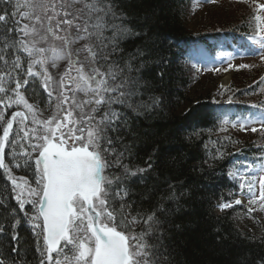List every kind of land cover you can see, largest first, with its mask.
I'll return each instance as SVG.
<instances>
[{
	"label": "trees",
	"instance_id": "1",
	"mask_svg": "<svg viewBox=\"0 0 264 264\" xmlns=\"http://www.w3.org/2000/svg\"><path fill=\"white\" fill-rule=\"evenodd\" d=\"M91 2L84 0V3ZM97 3L101 7L113 5L118 17L114 23L130 29L119 40V47L110 59L122 67L130 62L131 75L138 80L139 87L137 95L131 98L132 108L113 106L122 114V125L121 131L109 135L116 152H124V164L147 169L127 182L126 203L132 205L133 216L138 212H155L160 220L159 230L148 242L162 244L160 251L166 257L165 264H264L261 202L250 204L248 201L216 211L217 205L234 200L239 194L251 199L247 189H240V179L228 173L234 160L263 161L264 141L260 142L247 130L233 129L216 115L214 108L234 106L229 110L245 116L251 112L247 110L249 101L260 100L263 101L260 105H264V94L257 90L264 87L261 73L264 67L249 72L246 67H239L261 58L230 67L233 72L229 95L218 103L212 101V95L222 73L196 69L187 61L188 56L207 57L203 53L218 51L214 43L216 39L222 42V35L240 33L254 39L258 31L264 35L260 7L264 0H97ZM83 7L81 3L79 9ZM14 9V0H0V14L8 15L6 23L0 22V54L8 62L5 66L0 61V73H8L16 58L17 51L4 47L6 42L12 43L18 38L15 31H8L17 27L12 16ZM86 12L87 9L81 15ZM103 35L110 37L111 29ZM210 37L214 38L209 40ZM22 89L29 101L43 111L52 108L53 101L49 104L38 78ZM7 97L12 99L15 93L12 90L0 93V98L10 103ZM141 103L148 107L136 108ZM17 108V105L0 106V112L4 113L0 135ZM29 123H25L27 128L32 126ZM21 127L24 125L19 120L13 123L10 139L17 143L5 145L6 164L13 175L25 177L36 187L34 159L37 154L32 153L30 166L25 163L27 156L19 157L24 148L31 152L29 140H22ZM218 150L224 153L222 159L215 158ZM110 159L114 161L115 156ZM17 163L20 167H16ZM121 171L113 166L106 169L105 175H118ZM13 189L7 174L0 169V262L40 264L42 257L38 249H44L43 236L35 233L42 229L34 232L32 225L41 224V219L30 220L38 214L37 206L28 203L21 210ZM249 208L255 210L249 212ZM143 230L142 224L133 229L136 233ZM14 235L18 240L12 238Z\"/></svg>",
	"mask_w": 264,
	"mask_h": 264
},
{
	"label": "snow or ice",
	"instance_id": "2",
	"mask_svg": "<svg viewBox=\"0 0 264 264\" xmlns=\"http://www.w3.org/2000/svg\"><path fill=\"white\" fill-rule=\"evenodd\" d=\"M74 3H83L84 7L75 9L73 14L67 9ZM24 6L29 10L19 12L20 19L14 21L17 27L8 30L10 33L15 31L18 38L12 43L6 42L4 47L26 53L27 72L22 82L19 76L16 78L12 89L16 99L7 97L10 103H5V99L0 98V106L10 108L13 104H23L31 114L34 127L27 128L25 122L29 115L25 112L12 113V119L3 126V134L0 135V169L7 174L13 190L20 189L16 199L21 210L26 203L33 207L38 204V214L30 220L42 218L43 221L42 225H32L34 232L37 228L42 229L35 233L43 236L44 249H38L42 257L40 264H165L166 257L160 251L162 244L148 242V238L155 236L161 226L156 213L138 212L133 216L130 211L132 205L126 203L129 194L127 182L147 169L124 164V152H116L112 147L113 138L109 135L110 132L121 131L122 125V114L113 106L132 108L130 101L137 95L139 87L138 80L131 75L130 62L122 67L110 59L119 47V40L130 29L114 23L118 17L113 5L101 7L97 0L91 3H84V0H71V3L69 0H59V3L55 0H28ZM260 7L264 8V5ZM58 8L64 11L61 13ZM36 9H42L44 15L37 14ZM49 9L53 12L51 16L47 15ZM85 9L86 14L81 15ZM16 15V12L12 13L13 17ZM60 16L64 18L58 19ZM69 16L71 19L67 18ZM25 19L29 23H21ZM7 20V14H0V22L6 23ZM107 29L112 31L110 37L103 35ZM256 38L264 44V35L259 31ZM50 41H60L61 44L58 47ZM80 41H84L81 47L71 48L72 44ZM60 60H67L68 66L57 80L49 73L48 65L56 67ZM0 61L8 65L2 54ZM20 61L17 55L12 69L8 73H0V93H7L3 83L6 77H11L12 70L23 71ZM36 66H39V71L35 70ZM33 78H41L49 104L53 99L56 102L55 111L46 120L37 118L34 106L20 92ZM80 94L84 99H80ZM155 103L157 101L154 100L153 105ZM147 107L142 103L136 105V108ZM17 118L24 125L19 129L24 134L22 140L34 141L28 145L31 152L24 148L19 157L27 156L25 163L30 166L32 153H38L34 159L36 187L23 178L18 181L4 162L5 145L17 143L10 139L13 122ZM3 119L4 113L0 112V120ZM261 124L264 128V117ZM232 126L246 130L247 122L238 119L232 122ZM251 130L257 131L256 128ZM112 156H115L114 161L110 159ZM223 156L224 153L218 150L215 158L222 159ZM113 166L122 170L120 174L105 175L106 169ZM16 167L20 164L17 163ZM233 168L235 171L230 170L228 175L234 179L239 177L240 189L247 188L251 197L249 203L261 201L260 210L264 211V175L259 176V196L254 192V179H249L253 173L264 171V163L237 160ZM117 203L119 207H116ZM234 203L240 205L242 201L237 199ZM232 206V203L224 202L218 208L223 211ZM254 210L249 208L248 211ZM138 224H142L144 230L136 233L133 229ZM12 238L18 240V236Z\"/></svg>",
	"mask_w": 264,
	"mask_h": 264
},
{
	"label": "rangeland",
	"instance_id": "3",
	"mask_svg": "<svg viewBox=\"0 0 264 264\" xmlns=\"http://www.w3.org/2000/svg\"><path fill=\"white\" fill-rule=\"evenodd\" d=\"M14 1H15V9H14V12L17 13V15L14 18H15V20H19L20 19L19 12H21V11H28L29 10L28 8H26L24 6L25 3L28 2V0H14ZM55 2L59 3V0H55ZM69 2L71 3V0H69ZM17 5H19V8H17ZM80 5H81V3H74L71 8H68L67 9V11H69V12H71V13L74 14L75 13V9H79ZM57 11H59V12L62 13L64 11V9L58 8ZM36 13L39 14V15H41V16L44 15L42 9H36ZM47 15H49V16L53 15V12L51 11V9H49ZM57 18L58 19H62L64 17L60 16V17H57ZM67 18L68 19H71V16H69ZM261 19L264 22V8H261ZM45 22H47V21H45ZM21 23H29V21L25 19ZM37 27H39V25H37ZM50 42L51 43H54L58 47L61 44L60 41H54V42L53 41H50ZM83 43H84V41H80V42H77L75 44H72L71 45V48L72 49L79 48V47H81L83 45ZM238 47H240V49H237ZM259 48H260L259 45L252 46V44L250 42H245V43H242V44H240L239 42H236L235 43V46H234V50L229 55L232 56L233 58H236L237 56L234 57L235 55L247 54V55H249V57H251V58L254 59L256 57L257 53H258V50L261 49V48L260 49ZM17 55L20 56V58H21V61L20 62H21V68L23 69V71H21V69H14L11 72V77L10 78L9 77H6L5 78V81L3 83V86L6 88V90H12V89H14L15 88V83H16L17 76H19V78H20V80L22 82L23 79H24V77H25V74L27 72L28 58H27L26 53H24L23 51H17L16 52V56ZM196 61L197 60H190L189 61L190 66L193 67ZM262 61L264 62V59L262 60V58L261 59H258V60H254V62L252 64L247 65V67H246L247 69L246 70H248V72L251 71V69H257L259 71L260 69H262L264 67V63ZM203 62H204V64H211V61H209V59H203ZM246 62L249 63L250 62V59H248L247 61H237L235 64L239 65V64H242V63H246ZM228 63H224V65H227ZM67 66H68L67 60H60V61H57L56 67H51V65L49 64L48 65V71L53 76L54 79H57L58 80L59 79V74L60 73H63L65 71V69L67 68ZM35 70L36 71H39L40 70L39 69V66H36ZM208 70L209 71H213V72H217L219 74L222 73V76L217 81V87H216L215 92L212 95V101H214V102H221V100L227 99L228 98V95H229L228 86L230 85L231 76H232V72L233 71L230 68H226L224 66H219V67L216 66V67H214L212 69H208ZM202 73L204 74V72H202ZM261 73H263V78H264V68L261 71ZM223 78H227V82L225 84H222V79ZM38 80H39V82H41V87H42V80H41V78H38ZM257 90L261 91L264 94V87L260 86V87H258ZM20 92L25 97L26 101L29 104L33 105L34 106V109L36 108L37 118H39L41 120H46L50 116H52L53 112L55 111V103H56L54 99H53V106H52V108L50 110H48V111H43V109H40L39 105L35 104L32 101H29V99L24 94V90L22 88L20 89ZM15 99H16V96L12 98V100H15ZM80 99H84L83 94H80ZM34 101H37V99L34 98ZM227 102H229V101H226L225 103H227ZM261 103H263V101H260V100H255V101L252 100V101H249L248 102L249 106H258ZM15 105L16 104H13L11 107L14 108ZM17 106H18V108L15 109L14 112H16V111H23V112H25L26 115H29V120L26 121L25 123L30 124L29 122L31 121V114L28 113L27 109L24 107L23 104H20V105H17ZM230 116H237V115H230ZM226 118H228V117L225 116L224 119H226ZM9 119H12V114L10 115V117L8 118V120ZM18 120H19V118H17L16 120H14V122H16ZM240 120L242 122H245L246 121V119H243L242 120V118H240ZM233 121H236V120L234 119V120L228 122V123H230L231 127L233 129H235V130H241L239 128V126H237V127H233L232 126V122ZM257 126L258 125L255 124V123H247L246 130L249 131V132H251V135L255 136V138L257 140H259L260 142H263L264 141V128H262V125H260L259 127H257ZM32 127H34V125H32L31 127H28V128H32ZM252 128H256L257 131L256 132H253L251 130ZM246 130H241V131H246ZM30 142L31 141H29L28 144ZM5 155H6V153L4 154V156ZM241 161H244V160H241ZM233 164L230 167V170L231 171H235V169L233 168ZM255 174H256V177L249 176V179H254V192H255L256 196H259V192H260L259 176L260 175H264V171H262V172H256ZM11 175L13 177H16L18 179V181L20 180V178H23L24 180H26L25 177H23V176L13 175L12 173H11ZM32 187H35V186L32 185ZM19 192H20V189H16L15 190V199H16V196L19 194ZM25 195H26V192H25ZM237 199H240L242 201V203L240 205H244V204L248 203V201H249L250 198H246L244 195H240ZM16 201H17V199H16ZM234 202H235V200L232 201V202L230 201V203H232L233 205L235 204ZM26 204H28V203H26ZM216 211L217 212L221 211L218 208V206L216 207ZM68 254L71 255L70 252ZM53 255L55 256V254H53Z\"/></svg>",
	"mask_w": 264,
	"mask_h": 264
},
{
	"label": "bare ground",
	"instance_id": "4",
	"mask_svg": "<svg viewBox=\"0 0 264 264\" xmlns=\"http://www.w3.org/2000/svg\"><path fill=\"white\" fill-rule=\"evenodd\" d=\"M231 43L235 45L236 42H231ZM240 44H242V43H240ZM226 82H227V78H223L222 79V84H225Z\"/></svg>",
	"mask_w": 264,
	"mask_h": 264
},
{
	"label": "water",
	"instance_id": "5",
	"mask_svg": "<svg viewBox=\"0 0 264 264\" xmlns=\"http://www.w3.org/2000/svg\"><path fill=\"white\" fill-rule=\"evenodd\" d=\"M41 222L43 223L42 218H41Z\"/></svg>",
	"mask_w": 264,
	"mask_h": 264
}]
</instances>
